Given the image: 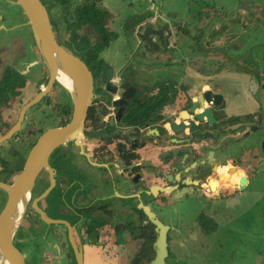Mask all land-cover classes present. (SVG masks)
Wrapping results in <instances>:
<instances>
[{"label": "flooded vegetation", "instance_id": "obj_1", "mask_svg": "<svg viewBox=\"0 0 264 264\" xmlns=\"http://www.w3.org/2000/svg\"><path fill=\"white\" fill-rule=\"evenodd\" d=\"M41 1L57 42L79 56L90 70L93 96L78 138L52 150L47 158L49 169H40L30 188L14 242L22 251L16 240L19 230L36 233L44 228L54 250L44 252L41 259L36 255L33 264H53L54 260L77 264L74 244L82 256L83 242L96 244L106 239L118 245L120 238L136 236L142 240L139 249L150 258L154 256L156 226L135 205L131 196L136 193H128L129 199H125L133 204L120 206L123 194L114 188L121 196L111 197L97 182L103 170L110 171V164L135 162L136 127L146 133L152 132L148 127H158L163 133L167 112L178 119L194 105L195 113L210 119L203 124V133L216 150L210 153L214 174L208 177V184L190 195L174 191L181 198L164 207V212L178 217L160 216L169 226L168 246L169 238L177 244L210 234L209 228L216 222L208 213H220L224 219L237 207L232 201L239 199L237 204H245L259 192L258 182L264 179L259 174L264 167V0H237L231 7L218 6L215 0L211 4L194 0L187 21L191 12L187 2L182 13L178 8L169 11L168 6H175L172 0H134V5L128 0L131 13H123L124 24L103 12L113 0ZM8 4L19 5L15 0H0V181L9 184L23 169L40 134L69 122L73 101L59 75L51 79L33 37V42L26 43L24 35L9 25ZM116 29H120V40L131 45L126 58L117 53L121 47L115 48ZM186 35L190 44L185 47L182 39ZM150 36L153 43L148 41ZM101 46L105 49L99 63H91L89 52L94 54ZM107 55L111 60L104 59ZM106 66L114 73L109 79L104 76ZM164 68L172 72L168 79ZM185 71L193 73V86L185 83ZM120 86L129 100L120 99ZM205 92L210 105H201ZM169 103L172 110L166 111ZM237 167L248 170V182L240 187V176L233 173L237 191H223L228 174ZM116 170L120 171V166ZM2 197L1 207L7 194L0 189V202ZM152 208L158 211L157 206ZM192 213L201 215L195 218ZM41 238L48 240L46 235ZM27 261L25 254V264ZM0 264H5L1 257Z\"/></svg>", "mask_w": 264, "mask_h": 264}, {"label": "water", "instance_id": "obj_2", "mask_svg": "<svg viewBox=\"0 0 264 264\" xmlns=\"http://www.w3.org/2000/svg\"><path fill=\"white\" fill-rule=\"evenodd\" d=\"M15 3L21 7L26 16L35 45L50 71L51 79L60 74L68 78L73 109L68 123L40 134L26 158L23 169L13 176L11 183L0 181V189L7 194L6 202L0 211V257L5 264H25V254L16 246L13 236L21 222L30 188L40 169H49L47 158L52 150L56 147H64L69 140L78 138L93 96L90 70L79 56L57 42L43 2L15 0ZM148 41L154 42L151 36ZM111 70L110 66L104 68V76L108 79L114 75ZM107 71H110V74H107ZM118 92L121 100L130 99L125 94L123 86L118 87ZM201 100V105H210L206 92ZM168 106L171 107L172 104L169 103ZM193 108L194 105L178 119L172 112H167L165 115L167 127L163 128V133L158 127H148L152 131L148 133L136 127V136L133 138L137 142L135 143L136 161L130 165L125 161L116 162L117 166L110 164L107 177L112 182V188L118 189L120 194H123L122 202H119L120 206L133 204H130V201L125 202V199H129L128 193H136L137 195L131 196L133 200L135 199V205L138 204V208L142 210L148 221L156 226L154 256L150 258L148 254L138 249L130 264H167L169 226L157 212L164 210L171 200L181 198L179 192L173 193L174 191L181 190L182 196L199 192L205 187L202 184L207 185L208 177L214 174V162L210 160V153L216 150L209 139L204 138L203 133V124L208 123L210 119L208 117L204 120V115L195 113ZM171 135L174 136L170 137ZM105 154L112 155L111 151H106ZM118 166L121 168L120 171L116 170ZM240 170L238 167L233 168L228 174L227 178L232 189L235 183V178H232L233 173L240 176L238 179L240 187H244L248 182L246 174L239 175ZM190 176L195 180H190ZM152 206H157L158 211ZM73 248L77 254V264H82L80 250L75 244Z\"/></svg>", "mask_w": 264, "mask_h": 264}, {"label": "rangeland", "instance_id": "obj_3", "mask_svg": "<svg viewBox=\"0 0 264 264\" xmlns=\"http://www.w3.org/2000/svg\"><path fill=\"white\" fill-rule=\"evenodd\" d=\"M133 5H134V0H131ZM159 0H156V2H158ZM185 2H187L188 7L190 9V16H188L186 19L187 20H191V14H192V7L194 4V0H184ZM200 1V0H198ZM206 2H208L209 4H211L213 2V0H204ZM237 0H215L216 4L218 6L222 5H227L228 7H231L232 4L236 3ZM112 4H108V6H104L103 8V12H106V15L109 19L111 18H119V22L123 21L124 24V20L123 18H121L123 15V13H131V9H129L128 7V0H113ZM177 3H179V1H177ZM190 3V5H189ZM157 5V4H156ZM176 8H178L177 6H175ZM136 9V8H135ZM183 9V8H182ZM179 11H181V9L178 8ZM112 13H114V15H112ZM187 13H189L188 8H187ZM7 15L9 16V25H14V30L19 32L20 34H23L25 37V41L26 43L29 42H33V34L31 31V27L27 22L26 16L24 15L22 9L19 6H15V5H11L8 4V11H7ZM19 22H21L22 24L20 25ZM15 25H17L18 27H16ZM207 27H209L207 25ZM206 27V28H207ZM117 32V37L115 39L116 41V46L115 48L118 46L121 47L122 49H119L117 51L118 54H122L125 55L124 58H126L128 56V52L131 50V45H126L124 44L121 40H120V29H116ZM208 30V28H207ZM206 32V31H205ZM260 32L262 33L261 36L263 35L262 30H260ZM108 36H111V34L107 33ZM112 37L110 38V40H112ZM190 41L189 36L185 37L182 39V44L186 47L187 44ZM197 45V44H195ZM193 45V46H195ZM104 46V45H103ZM101 46L100 48H96V52L94 54H92V51L89 52V61L91 63H94V61L96 60V63H99V60L101 59L102 56V52L105 48H103L101 50V48L103 47ZM194 48V47H193ZM117 50V49H116ZM126 51V52H125ZM115 50H112L111 53H114ZM83 59H85V55H80ZM108 57L104 58L105 60H111L109 57V55H107ZM130 58L128 57L129 61ZM93 65V64H90ZM100 65V64H99ZM102 65H100L101 67ZM93 68V66H91ZM165 73L163 74L165 79H168L167 77L171 76L170 72L168 74H166V70H164ZM264 165V164H263ZM77 174V173H75ZM79 174V172H78ZM107 170H103L102 175L99 176L103 177L99 180L98 178V184H100V186L102 187V190H108L111 193V197H115V192L112 188V182L110 180V178L107 177ZM260 177L262 178V176L264 177V167L261 169V172L259 173ZM87 175V174H84ZM86 178V177H85ZM93 186H96V183H94ZM90 189V192L92 190V187ZM258 189L257 191H259L258 193L255 192V194H253L251 196V198H248V202L246 203L247 205L244 206L243 211H237L236 213H233L229 216V218L227 219V223L226 226L225 225H221L222 228H219L216 230V240H220L222 241V243H224V249L226 250V255H224L223 253L221 254V256H225L224 258H222L221 260H218V262H220L219 264H264V244L261 245L262 241H264V236H253L252 237V245L254 244L255 248L257 249V252L254 253L253 251H250L251 247H253L252 245H241L242 243L248 244L249 242H247L246 237L245 239L242 240V243H237L235 241H239L238 238H231V235L229 236V234L232 232L233 234L236 232L233 230V228H231L232 223H241L243 225L248 224L249 227L252 226V224H259L261 223V217L264 216V212H258V214L256 212L252 213L255 208L257 206H259L260 208H262L264 210V179L260 180L258 182ZM261 193V195H259ZM67 196V195H66ZM67 198V197H66ZM3 199L4 197H2V200L0 202V211L2 209L1 205L3 203ZM262 211V210H261ZM218 224V223H217ZM214 224L215 227H220L219 225ZM229 228V229H228ZM233 230V231H230ZM20 233L17 235L16 240H17V244L21 247L22 252L24 254L27 255V258L29 260V262L27 261V264H33V260L36 259V255L37 258L41 259L42 255L44 254V252L48 253H53L54 250L51 246V244L49 243L52 242V238L51 236H49V234H46V230L44 228H42L41 230H38L36 233L33 231H29V232H24L22 229L19 230ZM48 238L47 241H44L41 236H45ZM240 234H237L236 236H239ZM211 236V234L209 233H204V237L207 239ZM251 238V237H248ZM169 250H170V256L167 257L166 262L171 261L172 259V254L175 255V253H177L180 250V247L177 245L176 248H173V241H171V238H169ZM235 240V241H234ZM231 241V242H230ZM259 244V245H258ZM258 245V246H256ZM237 246V247H236ZM248 249V251H246V249ZM232 249L237 250L238 252L241 253V256L238 255V253L236 252H232ZM212 255L213 257V253L205 256L203 258L204 262L203 263H197V264H212L213 262V258L210 257ZM216 257L220 256L218 253L215 254ZM208 259H210V262L208 261ZM42 262V260H40ZM213 261V262H212ZM54 264H59L54 263Z\"/></svg>", "mask_w": 264, "mask_h": 264}, {"label": "crops", "instance_id": "obj_4", "mask_svg": "<svg viewBox=\"0 0 264 264\" xmlns=\"http://www.w3.org/2000/svg\"><path fill=\"white\" fill-rule=\"evenodd\" d=\"M177 1H179V3H177ZM172 3L177 6L179 9H181L180 12L184 13L185 10V1L184 0H172ZM170 7V10H176V7ZM183 8V9H182ZM178 10V9H177ZM188 35H186L185 37H187ZM164 70H167L166 68H164ZM187 70V69H186ZM169 73L166 71V74ZM172 72H170V75ZM171 77V76H169ZM194 75L192 72L190 71H185V75H184V79H185V83L193 86L194 85ZM171 107H169L167 105V110L166 111H171ZM242 174H246V175H250V173L248 172V170H246V168L243 170H241L239 172V175ZM223 191L224 190H228V192H232V186L230 185V183L228 182L225 186L222 187ZM115 192V196H118L119 193L117 191ZM216 191H213V193ZM205 193H208V191L205 189ZM212 193V194H213ZM264 193V192H262ZM137 195V194H136ZM121 196V195H119ZM238 200H234L232 201V204L235 205L237 207L232 208L228 214L225 215L224 219H221L220 213H214L212 211V213H208L207 216L212 217V221L214 220L217 224L220 226L221 225H225L227 223V219L229 218V216L233 213H236L237 211H243L244 206H246L247 204L243 203L241 204ZM246 200V199H245ZM244 200V201H245ZM262 210V211H261ZM163 211V210H162ZM160 211L159 214L160 216H162L163 218L165 217L166 219H172L177 218V215H175L173 212H162ZM256 212L258 214V212H264V210L262 208H260L259 206H257L255 208V210L252 212L254 213ZM186 213H182L181 216H185ZM193 217L198 218L201 213H192ZM222 228V226L220 227H215L214 225L209 228L210 230V234L211 236L209 238H205L204 236H201L199 239H182L180 240V242H178L177 244H173V248H176V246L178 245L180 247V250L175 253V255L172 254V259L171 261H168V264H197V263H203L204 260L203 258L211 253H213V257L212 255L210 257L213 258V262L212 264H219L220 262H218V260H221L222 258H224L225 256H221V254L223 253L224 255H226V250L224 249V243H222V241L220 240H216V230ZM231 228H233L234 231H236L234 234L231 232L229 234V236L231 235V238H238L239 241H235L237 243H242V240L245 239L246 237V241L249 242L248 244L242 243L241 245H252V237L253 236H264V216L261 217V223L259 224H252L251 227L248 226V224H241V223H232ZM229 229V228H228ZM230 229V231H233ZM202 231V230H201ZM237 234H240L239 236H236ZM251 237V238H248ZM254 238V237H253ZM231 242V241H230ZM142 243V240L140 239V237L136 236V238L133 239H128V240H123L122 238H120L118 245L117 244H113L110 241L105 240H101L96 244H90L88 242H83L81 245V249H82V260H83V264H130L131 263V259L134 258L135 254L137 253L138 249L140 248V245ZM264 244V241H262L261 245ZM259 245V244H258ZM256 245V246H258ZM253 247H251L250 251H253L254 253L257 252V249L255 248L254 244L252 245ZM264 246V245H263ZM237 247V246H236ZM259 247V246H258ZM249 248L246 249V251H248ZM116 250H119V255L115 256L114 252H116ZM113 251V253H112ZM232 252H237L239 256H241V253L238 252V249H232ZM219 254L220 256H217L215 254ZM170 255V254H169ZM55 259V258H54ZM55 261V260H54ZM53 261V264H54ZM57 261V259H56ZM208 261L210 262V259H208ZM50 263V262H49ZM48 263V264H49ZM72 264H74V261L71 262ZM45 264V262L43 263ZM52 264V262H51ZM231 264V263H229Z\"/></svg>", "mask_w": 264, "mask_h": 264}, {"label": "bare ground", "instance_id": "obj_5", "mask_svg": "<svg viewBox=\"0 0 264 264\" xmlns=\"http://www.w3.org/2000/svg\"><path fill=\"white\" fill-rule=\"evenodd\" d=\"M59 80L69 89L70 82H69L68 78L65 75L60 74Z\"/></svg>", "mask_w": 264, "mask_h": 264}, {"label": "trees", "instance_id": "obj_6", "mask_svg": "<svg viewBox=\"0 0 264 264\" xmlns=\"http://www.w3.org/2000/svg\"><path fill=\"white\" fill-rule=\"evenodd\" d=\"M143 232H144V234H146L147 230L143 229ZM151 232H152V226H151V231H150V233H151ZM150 233L148 234L149 236H150Z\"/></svg>", "mask_w": 264, "mask_h": 264}, {"label": "clouds", "instance_id": "obj_7", "mask_svg": "<svg viewBox=\"0 0 264 264\" xmlns=\"http://www.w3.org/2000/svg\"><path fill=\"white\" fill-rule=\"evenodd\" d=\"M220 171H223L222 169H220Z\"/></svg>", "mask_w": 264, "mask_h": 264}]
</instances>
